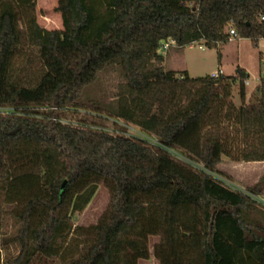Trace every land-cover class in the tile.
<instances>
[{
    "label": "trees",
    "instance_id": "trees-1",
    "mask_svg": "<svg viewBox=\"0 0 264 264\" xmlns=\"http://www.w3.org/2000/svg\"><path fill=\"white\" fill-rule=\"evenodd\" d=\"M35 2L0 0V190L6 206L23 200L18 253L0 249V264H137L152 236L158 264H264V208L168 152L222 178V156L264 162V73L246 103L244 70L193 79L165 72L160 54L170 40L224 43L229 30L256 45L264 0H57L54 30L39 27ZM23 42L42 65L34 82L14 69ZM112 71L122 83L107 101L96 86ZM107 120L112 132L92 128ZM223 123L238 129V157ZM100 185L107 209L95 225L74 226ZM7 214L0 207V228Z\"/></svg>",
    "mask_w": 264,
    "mask_h": 264
},
{
    "label": "rangeland",
    "instance_id": "rangeland-1",
    "mask_svg": "<svg viewBox=\"0 0 264 264\" xmlns=\"http://www.w3.org/2000/svg\"><path fill=\"white\" fill-rule=\"evenodd\" d=\"M56 4L57 0H36L34 16L37 24L42 29H61L60 15L55 12ZM19 26L23 29L22 22L19 23ZM160 54L164 58L162 68L165 72H174L193 79L209 77L218 71H221L223 77H234L237 69L244 70L249 76L245 83L246 103L251 101L255 89L259 85L260 77L264 73V64L262 63V58H264V38H261L255 45L250 39L240 38L238 35L229 36L228 41L213 46H206L204 42L200 41L193 43L191 47L177 48L170 46L166 50L161 49ZM14 69L17 75L25 82H34L42 71L37 50L23 42L15 54ZM121 83L122 79L116 71L105 73L101 76V83L96 86V92L99 93V97L104 96L105 100L112 101L116 99L118 86ZM236 90V87L232 90L231 102L236 107H239L241 101ZM78 114L83 116L85 112ZM62 121L67 124H77L75 119H64ZM118 123L122 125L121 122ZM112 124L111 120H107V122L102 123L101 127L92 126V128L112 132ZM123 128H125L123 133L126 136L154 144L152 136L142 133L137 128L132 126H123ZM220 130L227 145L226 149L232 153L233 157H238L242 145L237 127L223 123L220 126ZM218 170L229 188L243 192L255 189L259 194L258 198L264 200V162H233L231 158L222 156ZM108 202L109 193L104 186L100 185L85 210L73 217L74 226L89 227L95 225L107 209ZM22 203L23 200L15 199L11 207L6 206L4 203V192L0 190V207L10 213L4 216L3 225L0 228L2 257L15 256L18 253L19 247L15 237L19 224L14 215L22 210ZM260 206L264 208L263 205ZM10 211H12V214ZM158 241L159 238L156 236L149 237V258L147 260H139L137 264H158V261L153 256V247Z\"/></svg>",
    "mask_w": 264,
    "mask_h": 264
},
{
    "label": "built area",
    "instance_id": "built-area-1",
    "mask_svg": "<svg viewBox=\"0 0 264 264\" xmlns=\"http://www.w3.org/2000/svg\"><path fill=\"white\" fill-rule=\"evenodd\" d=\"M261 20H264V19L261 18ZM228 34H229L230 36H236L235 33L233 32V30H229V31H228ZM192 44H193V43H192ZM192 44H191V45H192ZM191 45H189V47H191ZM170 46H174V47H176V43H175V41L170 40V41H167V42H163V43H162V46H161V49H162V50H166V49H168ZM199 48H200V47H199ZM262 63L264 64V58H262ZM220 75H222V74H221V71H218L217 73H213V74H211L210 77H211L212 79H215V78L219 77ZM168 152L171 154L172 157H174V158L177 159L178 161H181V162H183V163H186V164L192 166L194 169L201 170V171L205 172L206 174H208V175H210L211 177L217 179V180L220 181L224 186H226L227 188H229L228 185H227V183H226V181L224 180V178H222V177H220V176H217V175H215V174H212V173L206 171L205 169H203V167H202L201 165H198V164H194V163H192V162H189V161L186 160L184 157H182L181 155H179L177 152H174V151H168ZM229 189H231V188H229ZM231 190H233V189H231ZM233 191L241 192V193L245 194L246 196H248V197H249L251 200H253L255 203L257 202L258 205H263V206H264V200L258 198V196H254V195H252V194H250V193H248V192H243V191H239V190H233Z\"/></svg>",
    "mask_w": 264,
    "mask_h": 264
},
{
    "label": "water",
    "instance_id": "water-1",
    "mask_svg": "<svg viewBox=\"0 0 264 264\" xmlns=\"http://www.w3.org/2000/svg\"><path fill=\"white\" fill-rule=\"evenodd\" d=\"M65 186H66V182L63 183L62 190L64 189Z\"/></svg>",
    "mask_w": 264,
    "mask_h": 264
},
{
    "label": "crops",
    "instance_id": "crops-1",
    "mask_svg": "<svg viewBox=\"0 0 264 264\" xmlns=\"http://www.w3.org/2000/svg\"><path fill=\"white\" fill-rule=\"evenodd\" d=\"M164 59V58H163ZM217 170H218V166H217Z\"/></svg>",
    "mask_w": 264,
    "mask_h": 264
}]
</instances>
